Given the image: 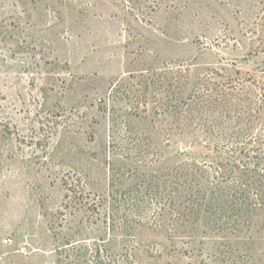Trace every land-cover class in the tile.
<instances>
[{
    "label": "rangeland",
    "instance_id": "1",
    "mask_svg": "<svg viewBox=\"0 0 264 264\" xmlns=\"http://www.w3.org/2000/svg\"><path fill=\"white\" fill-rule=\"evenodd\" d=\"M205 80L252 104L261 133L264 0H0V264H57L64 238L83 240L64 264L80 246L89 264H190L151 242L128 193L217 154L215 134L175 129L177 93Z\"/></svg>",
    "mask_w": 264,
    "mask_h": 264
},
{
    "label": "trees",
    "instance_id": "2",
    "mask_svg": "<svg viewBox=\"0 0 264 264\" xmlns=\"http://www.w3.org/2000/svg\"><path fill=\"white\" fill-rule=\"evenodd\" d=\"M175 83L179 85L180 81ZM208 89L205 80L199 81L185 100L177 93L172 110L175 129L180 132L197 129L204 135L215 134L212 149L217 154L210 160L182 161L159 175L145 174L141 180L143 196L134 195L136 189L139 192L137 185L129 190L128 194L138 199L132 207L138 215L144 212V226L156 237L151 242H166L165 251L186 255L190 264H208L205 257L210 258V264H264V128L260 133L252 104L240 103L242 97L226 86L219 88L216 96L212 88L211 92ZM223 117H228L231 124L225 126ZM224 127L230 129L229 135L222 134ZM167 179L171 195L163 203L161 191L165 188L161 190V186L165 187ZM68 198L73 202L76 192ZM99 205L95 200L89 207L98 211ZM165 229L168 231L161 238L154 233ZM64 241L55 250L57 264H64L63 254L73 243H83L74 238ZM207 249L214 252L205 256ZM73 253L78 256L71 263L89 264L90 258L94 259L90 256L93 251L86 247L80 246Z\"/></svg>",
    "mask_w": 264,
    "mask_h": 264
}]
</instances>
